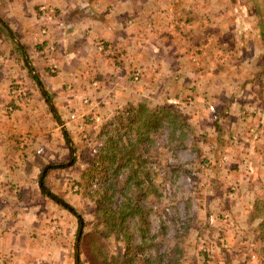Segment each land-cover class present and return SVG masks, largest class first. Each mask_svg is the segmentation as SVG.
Instances as JSON below:
<instances>
[{
	"label": "crops",
	"instance_id": "crops-1",
	"mask_svg": "<svg viewBox=\"0 0 264 264\" xmlns=\"http://www.w3.org/2000/svg\"><path fill=\"white\" fill-rule=\"evenodd\" d=\"M0 3V17L15 36L10 41L0 25V264H74V216L43 187L48 167L57 169L45 177V189L55 186L51 192L75 179L58 156L59 120L62 129L79 133L92 119L112 124L113 108L118 129H126L128 112L138 114L143 107L147 117L167 107L172 111L162 117L176 119L180 135L210 140L211 148L202 147L209 163H216L215 155L228 159L214 164L224 171L211 176L214 186H225L223 180L234 190L246 186L253 202L256 158L264 164V0ZM42 4L57 12L49 37L57 44L55 75L41 44L36 9ZM36 75L43 86L33 82ZM13 83L26 85L32 96L11 113ZM190 97L191 106L180 100ZM66 137L72 153L84 154L86 147ZM59 169L64 178L57 180Z\"/></svg>",
	"mask_w": 264,
	"mask_h": 264
},
{
	"label": "rangeland",
	"instance_id": "rangeland-1",
	"mask_svg": "<svg viewBox=\"0 0 264 264\" xmlns=\"http://www.w3.org/2000/svg\"><path fill=\"white\" fill-rule=\"evenodd\" d=\"M42 7L48 9V14L52 16L51 22L42 23L40 19ZM3 9L2 3H0V12ZM49 9L48 5L42 4L39 6V9L37 7L36 14L41 37L43 38L41 44L44 46L43 53L46 57L47 69L50 75H55L58 71V63L55 59L57 44L50 42L49 37L51 35V26L57 17V12L52 9L50 11ZM0 14L4 16V13ZM45 26L48 28L49 36L44 35L42 32ZM2 33L8 38L10 37L5 31H2ZM100 45H102V49H99ZM98 49L104 51L105 44L99 42ZM134 79L140 80L139 72L134 73ZM32 80L36 86L37 84L39 87L40 84L43 86L40 77V84L37 82L38 80ZM15 89L24 90L27 98L19 100L17 95L13 93ZM31 96L30 89L26 85L13 83L10 87L11 100L7 105V110L12 113L19 107L29 104ZM46 97L48 103H53L50 97ZM180 100H184L186 105L189 106L194 104V100L191 97ZM16 104H20V106H16ZM179 105L180 103H176L174 106H177L181 110L183 107ZM118 110L120 111L119 107ZM52 112H54L53 109ZM116 112L117 109L113 110L112 108V111L108 113L110 119L113 117L112 124L108 122L103 123L102 121L97 122L95 119H92L88 127L80 126L79 133L73 132L74 129H71L72 132L62 129V124L59 120L58 126L60 128L58 129L57 136L59 138L57 141L55 140L56 136L51 138L57 142V150L60 151L58 153L60 162H62V159L66 160L65 173L74 175L75 179L69 182L67 188L55 190L57 193L51 192V189L55 186L47 188L50 193L48 198L57 204L59 208L67 212L71 213L72 209H75L80 213L85 221V225L81 222L84 225L85 232H90L96 222L94 217L96 207L93 200L87 194L98 188L96 182H102V178H100L102 175L100 176V171L97 169L92 172L90 170L88 177L84 179L83 177H79L81 175L79 173L80 170L84 168L87 170L92 167V161L97 158L99 148L110 136L112 139L117 140L120 143L119 147L122 148L130 147L131 142L141 141L140 137H136L135 131L129 132L126 129H118L120 128L118 123L120 118L118 115L114 117ZM47 113L50 115L51 112ZM174 113L178 112L175 111ZM124 117L127 119L132 118L133 113L130 111ZM184 117L187 120L186 115ZM166 125L168 126V123ZM180 127L182 125H177L175 135L181 136L182 140H177L176 138L172 140L168 135L171 129L167 130L163 128L160 131L159 128L157 129V135L151 134L150 138L155 143L152 148H148L147 145V150H145L141 144L137 148L136 155H142V159L147 161L144 167H139L140 172L138 173L139 181H143V185L145 186L143 187L142 185V189L134 191L135 195L141 198L140 202L144 209L143 214L146 223L142 224V228L152 237V241L150 240L146 245V252L152 253L154 251V253H162L170 243H176L173 242V237L175 230H179L184 234L179 241L184 252L181 258L182 264H262L263 260L260 257L262 255L260 251L261 240L257 224L262 220L263 213L259 210L260 203L257 202L264 201V164L259 158H256L257 171L255 175L258 178V182L253 186L255 191L253 202L250 201L251 199L247 195L248 193H252V191L248 190L249 188L246 186L242 189L234 190L233 186H229V183L224 180L225 186L220 187L218 184L214 186L211 176H220L224 172L222 167L217 168L215 165L218 162L220 166L226 165L228 159L223 155H215L212 158L217 160L216 163H209L208 156L203 153L202 147L211 148L210 140H206L202 135L198 136L197 134L195 136L192 135L193 137L187 138L186 135L183 137L179 132ZM185 131L192 133V129L189 127ZM90 134H93V136ZM66 136H70V138L73 136L78 147H86L87 150H83L84 154H79L78 150L75 154L72 153V149L67 145ZM75 142H73L74 145ZM69 149L71 150L70 152ZM122 156L123 154L120 153L119 157L121 158ZM134 161V168L136 169L141 160L134 159ZM73 162H75L74 165ZM55 170L57 169L54 168V170H50L47 173L46 176H49L50 173L48 179L51 178ZM85 170L83 173L86 172ZM103 170L101 169V171ZM58 172L60 175L58 174L57 180L64 178L62 176L64 171L62 172L59 169ZM146 172L149 174L146 175ZM45 173L46 171L43 172V175ZM128 174H130L129 168L120 170L117 187L112 192L115 199H123V188ZM78 182L85 187L75 186L77 185L75 183ZM148 189H150V192L143 199L141 194L144 191L148 192ZM215 191L217 192L216 197L213 196ZM85 192L87 193L85 194ZM219 192H222V194L219 195ZM223 198H225L223 201L225 210H223V206L220 204V200ZM56 199L64 201L67 207L61 205ZM255 205L258 207L257 209ZM71 215L74 216L75 222V233L73 235L74 264H89V260L84 252L80 255L81 262H77L76 257L80 252V242L77 250V240L79 238L77 234L79 235L81 223H79L75 215L72 213ZM135 219L140 221L137 216ZM136 220L129 219L127 223L129 226L127 233L133 235L132 242L134 244L141 240L140 231L137 230L139 224L135 225ZM106 244H108V251L111 255H119L125 248V240L120 234L111 235Z\"/></svg>",
	"mask_w": 264,
	"mask_h": 264
},
{
	"label": "trees",
	"instance_id": "trees-1",
	"mask_svg": "<svg viewBox=\"0 0 264 264\" xmlns=\"http://www.w3.org/2000/svg\"><path fill=\"white\" fill-rule=\"evenodd\" d=\"M0 25L8 35V30L10 28L5 25L2 19L0 20ZM26 63H28V60ZM30 70L32 71L33 68L30 67ZM34 79L38 80L37 77H34ZM37 82L40 84L39 81ZM141 108L143 107H140L138 114L135 113L131 119L129 118L126 122H123V124L127 125L126 129H129V132L135 131L136 137H140L141 141L135 143L131 142L130 147L122 148L119 147L120 143L117 140L112 139L110 136L99 148V153L96 156L97 158L92 161V167L83 173V178L85 179V177H88L90 170L92 172L97 169L100 171V176L102 175L100 177L102 178V182H96L98 188L87 194L93 200L96 207L94 210L96 222L90 232L84 231L85 221L83 216L75 209H72L71 211V213L78 218L79 223H84L81 235L77 234L80 242V252L76 257L77 262H81L80 255L84 252L89 260V264H182L181 258L183 257L184 252L179 241L184 234L179 230H175L173 237V242L176 243H170L162 253H154V251L152 253L146 252V245L150 240L152 241V237H150L147 231H144L142 228V224L146 223L143 214L144 209L140 202L141 198L134 193L136 189H142L141 186L144 183L138 179V173L140 172L139 167H144L147 162L142 159V155H136L138 145L141 144L145 150H147V145L148 148H152L155 143L152 138H150L151 134L153 133L154 135H157V129L159 128L160 131H162L163 128L171 129L172 131L169 137L172 140H175V138L177 140H182L181 136L175 135L178 121L174 118L167 121L162 117L163 114L172 111L167 107L159 108L155 113L148 114L147 117ZM166 122H168V126L165 125ZM184 136L185 135L183 134V137ZM66 141L67 144H70L68 137H66ZM120 153L123 154L121 158L119 157ZM134 159L141 160V163L138 164L136 169L134 168ZM74 164L75 162H73V165ZM58 168L63 167L60 165ZM124 168H129L130 171V174H128L124 183V196L123 199H115L112 192L117 187L120 170ZM51 169L52 167H48L45 177ZM101 169L104 170L101 171ZM147 174L149 173L146 172V175ZM75 184H77L75 186L78 187H85L79 182ZM144 186L145 185H143V187ZM43 187L45 193H48L49 195V191L45 189L44 180ZM149 192L150 189H148V192L144 191V193L141 194V197L145 199ZM86 193L87 192H85V194ZM257 203H260L261 206L259 210L263 213L262 220L257 224V228L260 232L259 238L261 240L260 251L262 255L260 257L263 260L262 264H264V201ZM255 208L257 209L258 207L255 205ZM136 216L140 221L135 219ZM129 219L136 220V226L139 224L137 230L140 231L141 240L136 244L132 242L133 235L127 233L129 229V226L127 225ZM113 234H120L125 240V248L119 255H111L108 251V244L106 243L109 237Z\"/></svg>",
	"mask_w": 264,
	"mask_h": 264
},
{
	"label": "built area",
	"instance_id": "built-area-1",
	"mask_svg": "<svg viewBox=\"0 0 264 264\" xmlns=\"http://www.w3.org/2000/svg\"><path fill=\"white\" fill-rule=\"evenodd\" d=\"M50 11H52V10H50ZM40 19H41L42 23H47V22H51L52 21V16H50L48 14V9L46 7H42L41 14H40ZM42 32H43L44 35L49 36L48 28L46 26H45V28L43 29ZM99 49H102V45L99 46ZM13 93L15 95H17L19 100H25L27 98V94H26V92L24 90L15 89V90H13ZM16 106H20V104H16ZM11 110H12V108H11Z\"/></svg>",
	"mask_w": 264,
	"mask_h": 264
},
{
	"label": "water",
	"instance_id": "water-1",
	"mask_svg": "<svg viewBox=\"0 0 264 264\" xmlns=\"http://www.w3.org/2000/svg\"><path fill=\"white\" fill-rule=\"evenodd\" d=\"M0 20H1V19H0ZM4 26H5V25H4ZM8 32H9L11 38L15 39V36H14V34L12 33V31H11L10 29L8 30ZM51 106H52V108L54 109L52 103H51ZM54 113L56 114V111H55V110H54ZM52 198H55V197H52ZM56 200H57V202H59L61 205L67 207V204H66L64 201L59 200V199H56ZM69 210H71V208H69ZM82 228H83V224L81 223V227H80L79 235H81ZM78 247H79V238H78V240H77V250H78Z\"/></svg>",
	"mask_w": 264,
	"mask_h": 264
}]
</instances>
